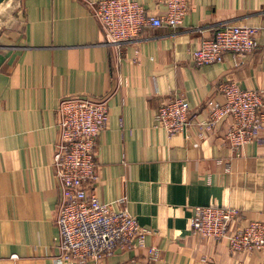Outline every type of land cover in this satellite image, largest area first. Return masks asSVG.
Masks as SVG:
<instances>
[{
	"label": "crops",
	"instance_id": "1",
	"mask_svg": "<svg viewBox=\"0 0 264 264\" xmlns=\"http://www.w3.org/2000/svg\"><path fill=\"white\" fill-rule=\"evenodd\" d=\"M99 1L17 0L0 22V264H56L58 106L71 95L109 98L91 189L137 216L162 254L152 262L145 249H119L101 264H264V251L231 254L226 239L191 230L196 206L238 208L231 231L264 221V143L233 149L231 119L202 130L207 100L225 101L222 82L264 89V0H191L183 25L147 27L121 45L94 16ZM229 23L259 26L257 49L196 65L192 51ZM176 96L189 101L191 123L169 134L156 114Z\"/></svg>",
	"mask_w": 264,
	"mask_h": 264
},
{
	"label": "built area",
	"instance_id": "2",
	"mask_svg": "<svg viewBox=\"0 0 264 264\" xmlns=\"http://www.w3.org/2000/svg\"><path fill=\"white\" fill-rule=\"evenodd\" d=\"M94 4L93 14L108 42L118 45L136 40L147 27L181 26L191 10V0H157L156 6L166 9L163 14H150L135 0ZM259 34L257 25L224 24L192 51V60L204 66L224 61L227 54L244 59L257 49ZM218 88L225 101L207 100L208 118L202 130L213 131L231 119L225 139L233 149L264 143V89H243L231 80ZM58 112L60 137L54 156L60 189L55 216L59 230L56 264H101L119 249H145L150 261H158L161 250L147 246L150 230L139 224L137 216L127 208L114 210L91 189L97 179L98 138L110 118L109 98L66 96L60 100ZM156 117L169 134L184 132L191 123L190 103L183 96L165 99ZM240 217L241 211L235 207L196 206L191 230L203 238L226 239L231 254L264 251V221L252 220L231 231Z\"/></svg>",
	"mask_w": 264,
	"mask_h": 264
},
{
	"label": "water",
	"instance_id": "3",
	"mask_svg": "<svg viewBox=\"0 0 264 264\" xmlns=\"http://www.w3.org/2000/svg\"><path fill=\"white\" fill-rule=\"evenodd\" d=\"M17 0H0V22L5 20L11 11L12 3ZM1 33V29H0Z\"/></svg>",
	"mask_w": 264,
	"mask_h": 264
}]
</instances>
